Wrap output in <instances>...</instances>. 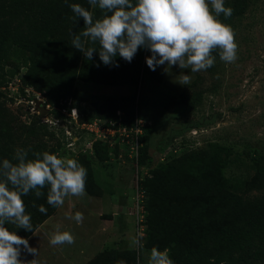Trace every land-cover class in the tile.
Masks as SVG:
<instances>
[{"label":"rangeland","instance_id":"rangeland-1","mask_svg":"<svg viewBox=\"0 0 264 264\" xmlns=\"http://www.w3.org/2000/svg\"><path fill=\"white\" fill-rule=\"evenodd\" d=\"M120 1L92 5L90 26L105 23L86 68L106 78L113 73L124 83L76 79L61 107L37 71L27 77L30 60L0 68V112L7 109L15 119L11 126L1 123L0 145L14 139L22 156L45 145L67 169L54 212L13 251L21 264H95L111 249L126 253L124 262L132 252L137 264H170L169 249L161 247L182 231L174 219L178 199L172 192L158 196L161 221L150 231L140 189L164 167L207 176L218 192L264 198V190L243 191L264 167V0H177L182 16L174 18L158 15L159 0H149L147 12L130 11L145 18L143 41L125 30ZM134 59L141 69L137 78ZM128 96L135 97L136 122L124 132L118 103ZM90 119L112 134L84 129ZM143 141L147 158L140 165ZM81 170L88 189L80 183ZM30 188L36 195L43 190L37 181ZM224 210L217 208L218 219ZM215 246L209 239V255Z\"/></svg>","mask_w":264,"mask_h":264},{"label":"trees","instance_id":"trees-1","mask_svg":"<svg viewBox=\"0 0 264 264\" xmlns=\"http://www.w3.org/2000/svg\"><path fill=\"white\" fill-rule=\"evenodd\" d=\"M177 0H159L158 15L182 16ZM102 0H0V68L14 66V60L32 62L27 77L37 71L45 82L52 102L65 106L63 101L72 94L76 79L99 83L122 84L111 73L108 78L93 75L88 69L91 49L97 43L101 25L88 23L93 4ZM119 2V0H118ZM120 14L126 21L125 30L137 41H143L145 18H134L130 11L147 12L149 0H121ZM127 20H129L127 22ZM147 26V21L145 23ZM88 26V27H87ZM195 57V53H191ZM134 78L141 69L137 59L131 62ZM1 96V94H0ZM119 108L129 132L135 126V97L119 101ZM7 111V109H6ZM0 112V125H13L15 119ZM38 119V117L36 116ZM93 119H90V121ZM53 136V134H51ZM30 141L31 139H26ZM144 142V141H143ZM14 139L0 145V264H21L13 251L22 245L54 212L53 198L59 197L66 181L67 169L56 160L55 151L45 145L41 150H28L26 156L16 153ZM138 164H145L147 148H141ZM38 173L37 179L31 175ZM80 183L90 187L80 171ZM33 181L43 187L36 195L30 188ZM61 187L60 190L57 188ZM143 192L149 230L161 221L157 213V198L161 193L175 194L178 199L174 219L182 231L173 239H164L161 249H169L170 264H264V198L249 200L235 191L218 192L208 177L183 170L177 174L169 167L153 171V177L143 180ZM46 190V191H45ZM264 190V167L255 172L244 185L245 192ZM222 218L218 219L216 211ZM18 213L17 220L10 218ZM172 218V217H171ZM199 229L193 236V231ZM192 232L191 234L188 233ZM203 239V241L201 240ZM215 241L214 253L209 255L208 240ZM219 247V248H218ZM111 249L100 254L95 264H137L135 254ZM162 257L161 253H157ZM253 262V263H252Z\"/></svg>","mask_w":264,"mask_h":264},{"label":"built area","instance_id":"built-area-1","mask_svg":"<svg viewBox=\"0 0 264 264\" xmlns=\"http://www.w3.org/2000/svg\"><path fill=\"white\" fill-rule=\"evenodd\" d=\"M26 91H27V90H25V92H26ZM63 113H66V110H65V109H63ZM71 115H72V117H73L75 120H77V118H78V114H77V111H76L75 108L71 110ZM83 127H84V129H86V130L89 131V132H94L95 134H100V135H103L104 137H105L106 135H111V134H112V130H111V128H109V127H107V126L101 124V123H100L98 120H96V119H93V120L89 121L88 123L84 124ZM122 128H123V131L125 132V131H126V127L123 126ZM64 132H65L66 135H68V136L71 135V132H70L67 128L64 130Z\"/></svg>","mask_w":264,"mask_h":264},{"label":"water","instance_id":"water-1","mask_svg":"<svg viewBox=\"0 0 264 264\" xmlns=\"http://www.w3.org/2000/svg\"><path fill=\"white\" fill-rule=\"evenodd\" d=\"M45 111L42 109V111H41V115H44L45 113H44Z\"/></svg>","mask_w":264,"mask_h":264}]
</instances>
